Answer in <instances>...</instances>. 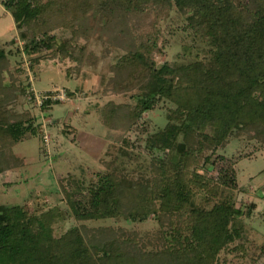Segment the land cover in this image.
I'll return each mask as SVG.
<instances>
[{
	"label": "trees",
	"instance_id": "trees-1",
	"mask_svg": "<svg viewBox=\"0 0 264 264\" xmlns=\"http://www.w3.org/2000/svg\"><path fill=\"white\" fill-rule=\"evenodd\" d=\"M11 9L33 34H22V48L16 40L0 48V174L25 164L13 147L37 135L30 111H20L23 101L14 95H26L23 53L70 60L78 70L90 57L103 59L105 91L127 96L105 107L103 122L146 135L153 161L142 167L146 154L131 150L132 139L121 134L134 162L120 152L96 173L85 199H70L78 225L63 234L54 222L66 212L0 206V264H264V242L246 238L238 226L245 213L229 194L241 186L236 160L218 154L240 129L255 133L252 140L262 144L255 152L264 148V0H26ZM175 9L190 14L191 27L208 37L212 57L205 64L156 61L168 42L160 23ZM58 30L69 34L60 44ZM119 30L140 37L124 46L115 39V62L103 54L104 39ZM80 39L87 47L73 46ZM91 42L102 45L100 56L89 51ZM163 102L172 104V115L163 129L149 131L144 114ZM62 178L81 192L76 175ZM198 192L203 205L193 204ZM150 218L160 228L144 237L124 223Z\"/></svg>",
	"mask_w": 264,
	"mask_h": 264
},
{
	"label": "rangeland",
	"instance_id": "rangeland-1",
	"mask_svg": "<svg viewBox=\"0 0 264 264\" xmlns=\"http://www.w3.org/2000/svg\"><path fill=\"white\" fill-rule=\"evenodd\" d=\"M25 3L26 0H0V48L8 47L12 40H16L22 48L25 44L22 34L28 31L32 33L29 21L17 23L12 14L11 8L22 9ZM191 20L190 14L184 15L175 9L161 21L163 39L168 42L163 52L154 55L159 65L167 62L178 66L200 61L205 64L211 59L208 37L196 32L191 27ZM54 35L60 44L69 34L58 30ZM111 36L112 38L104 39V42H109V46L104 44L103 54L107 59L111 57L114 60L115 57L114 61L117 62L120 50L114 46L115 39L124 46L140 37V34L119 30L113 31ZM87 44L84 39L73 41L75 48L79 45L85 48ZM88 47L97 56L102 54L101 44L91 42ZM44 56L23 53L26 64L22 65L24 73L21 85H24L26 95L19 91L14 95L18 94L23 101L20 111H30L27 116L32 118L31 121L34 120L37 135L14 145L13 153L21 158L23 156L25 164L0 174V206H26L32 214L55 210L66 212L69 214L66 219L54 222L56 231L63 234L72 226L78 225L70 217V199H85L91 193L96 173L106 171L110 161L120 155V152L130 164L135 158L130 157L133 153L131 150L145 153L142 167L149 166L153 157L149 156L145 143L142 142L146 135L143 137L126 128L110 130L103 122L105 107L111 102L124 103L127 97L125 94L105 91L109 76L105 75L106 70L101 71V67L105 65L103 59L90 57L78 70V65L70 60H54L51 57L46 61ZM171 105L170 102H163L155 110L144 114L149 131L165 127L172 115ZM123 133L132 139L131 150L124 148L126 144L122 142ZM253 134L243 129L236 131L229 144L221 148L218 154L236 160L241 186L238 190H230L229 194L233 196L236 207L245 213L238 220V226L243 228L246 238L264 242V148L255 152L262 144L252 140ZM164 155L162 151L157 153L160 159ZM69 174L76 175L83 181L81 192H78L76 186L61 184L62 177ZM202 196L200 192L195 194L193 204L203 205ZM124 223L128 229L139 232L141 237L160 228L155 218ZM262 261L264 263V258Z\"/></svg>",
	"mask_w": 264,
	"mask_h": 264
}]
</instances>
